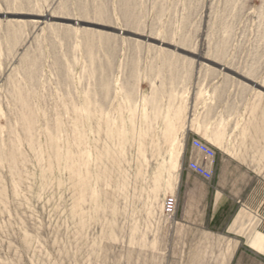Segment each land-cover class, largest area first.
<instances>
[{"label": "rangeland", "instance_id": "rangeland-1", "mask_svg": "<svg viewBox=\"0 0 264 264\" xmlns=\"http://www.w3.org/2000/svg\"><path fill=\"white\" fill-rule=\"evenodd\" d=\"M195 67L211 97L190 140L261 181L264 0H0V264H229L161 212L191 158L165 88Z\"/></svg>", "mask_w": 264, "mask_h": 264}, {"label": "crops", "instance_id": "crops-1", "mask_svg": "<svg viewBox=\"0 0 264 264\" xmlns=\"http://www.w3.org/2000/svg\"><path fill=\"white\" fill-rule=\"evenodd\" d=\"M188 72L191 76L188 81L174 80L173 86L165 88L168 92L178 96L185 95L187 98V113L182 134V141L187 142L193 136L202 137L201 125L196 122V113L203 109V103L199 105L196 96L201 95L202 102L208 93L211 97L209 84L203 87L198 85V67ZM262 141L264 144V137ZM181 157L186 162L189 157H199V154L189 146L183 148ZM256 179L257 174L254 171L230 172L216 168L212 177L207 180L211 197L204 201L199 197L198 190L200 185H205L204 179L190 170H179L173 184L176 208L173 215L165 218L166 231L173 238L185 240L184 249L188 248L185 246L187 240L206 238L210 240L211 249L216 254L229 256V264L243 254L258 258L259 264H262L264 196L262 195L260 200L242 197V192L264 191V176L259 181L260 187Z\"/></svg>", "mask_w": 264, "mask_h": 264}, {"label": "built area", "instance_id": "built-area-1", "mask_svg": "<svg viewBox=\"0 0 264 264\" xmlns=\"http://www.w3.org/2000/svg\"><path fill=\"white\" fill-rule=\"evenodd\" d=\"M190 146L194 149L199 157H191L186 164L188 170L201 177L204 180H209L213 174V164L215 158V151L205 142L192 138ZM176 208V197L174 195H167L161 201V212L165 217L173 215Z\"/></svg>", "mask_w": 264, "mask_h": 264}, {"label": "water", "instance_id": "water-1", "mask_svg": "<svg viewBox=\"0 0 264 264\" xmlns=\"http://www.w3.org/2000/svg\"><path fill=\"white\" fill-rule=\"evenodd\" d=\"M208 64H210V65H212V66H214V67H217V68H220V69H223L222 67H219V66H216L215 64H213V63H209V62H207ZM230 73V72H229ZM231 74V73H230ZM252 85H254L255 86V84H252Z\"/></svg>", "mask_w": 264, "mask_h": 264}]
</instances>
